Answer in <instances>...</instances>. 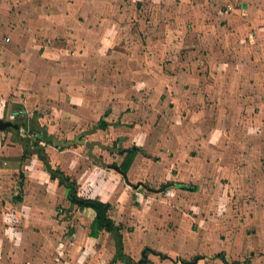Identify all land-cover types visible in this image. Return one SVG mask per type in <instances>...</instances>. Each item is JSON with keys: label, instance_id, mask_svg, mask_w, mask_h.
Segmentation results:
<instances>
[{"label": "crops", "instance_id": "crops-1", "mask_svg": "<svg viewBox=\"0 0 264 264\" xmlns=\"http://www.w3.org/2000/svg\"><path fill=\"white\" fill-rule=\"evenodd\" d=\"M30 118L50 140L0 128V264H127L19 135L141 264H264V0H0V120Z\"/></svg>", "mask_w": 264, "mask_h": 264}, {"label": "trees", "instance_id": "trees-1", "mask_svg": "<svg viewBox=\"0 0 264 264\" xmlns=\"http://www.w3.org/2000/svg\"><path fill=\"white\" fill-rule=\"evenodd\" d=\"M31 122V124H29ZM33 120L30 118V121L27 120H19L17 123L12 126V130L14 132H19L20 127H25L29 130L30 133L34 132H41L43 133L44 139L50 140V136L47 134V130L43 129L38 123L33 124ZM100 127H106L107 123L105 121L99 122ZM18 139L22 142L24 146L30 147L31 144L37 147V151L45 158V163L50 170L51 176L52 177H57L60 179V181L67 186L69 189V199L73 204H77L80 207H93L96 210V217L92 223V230L91 233L94 235H97L99 231L101 230H106L111 233H113L115 240H116V257L119 258L120 260L126 262L127 264H141L142 262L145 261V257L143 260L136 261L131 255L127 254L124 251V244H123V233L122 229L123 226L121 224H116L115 221L112 219V217L109 214L110 209L112 208V204L109 202H104L98 199L94 198H86L82 197L78 194V187L77 184L74 180H71L70 176L67 175L65 172L59 169H53L49 162H48V157L47 154L45 153L44 146H42L40 143L41 140L38 138L34 139L32 142L30 141L31 139L25 138L22 135L18 136ZM136 150L131 149L129 151L128 156L124 160L123 164L121 165L120 171L125 173L134 156H135ZM200 256L194 257L190 261H185V263H192L195 261L197 258Z\"/></svg>", "mask_w": 264, "mask_h": 264}, {"label": "water", "instance_id": "water-1", "mask_svg": "<svg viewBox=\"0 0 264 264\" xmlns=\"http://www.w3.org/2000/svg\"><path fill=\"white\" fill-rule=\"evenodd\" d=\"M15 124H13V123H11V122H4V121H2V120H0V128L1 129H5V128H7V127H12V126H14ZM53 141L56 143V144H63V145H66V144H74V143H76V142H82L81 140H70V141H63V140H59V139H57V137H53ZM87 145L89 146V147H92L93 145H94V143H87ZM113 167H115L117 170H120V168L118 167V166H113ZM145 256H146V254H145Z\"/></svg>", "mask_w": 264, "mask_h": 264}]
</instances>
